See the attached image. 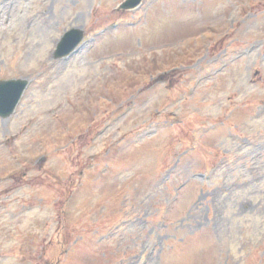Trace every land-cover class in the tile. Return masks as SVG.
<instances>
[{"label": "rangeland", "instance_id": "1", "mask_svg": "<svg viewBox=\"0 0 264 264\" xmlns=\"http://www.w3.org/2000/svg\"><path fill=\"white\" fill-rule=\"evenodd\" d=\"M124 1L0 0V264H264V0Z\"/></svg>", "mask_w": 264, "mask_h": 264}, {"label": "water", "instance_id": "2", "mask_svg": "<svg viewBox=\"0 0 264 264\" xmlns=\"http://www.w3.org/2000/svg\"><path fill=\"white\" fill-rule=\"evenodd\" d=\"M141 0H128L122 5V9H134L139 6ZM83 39V33L78 30H72L65 35L58 47L55 58H62L70 55ZM25 82H2L0 83V116L9 117L15 110L24 89Z\"/></svg>", "mask_w": 264, "mask_h": 264}, {"label": "bare ground", "instance_id": "3", "mask_svg": "<svg viewBox=\"0 0 264 264\" xmlns=\"http://www.w3.org/2000/svg\"><path fill=\"white\" fill-rule=\"evenodd\" d=\"M9 1H10V0H9ZM13 1H14V0H13ZM9 7L12 8V4H9ZM2 22H3V19L0 20V24H3ZM0 27H1V25H0Z\"/></svg>", "mask_w": 264, "mask_h": 264}]
</instances>
